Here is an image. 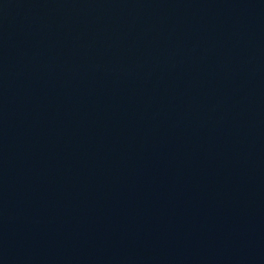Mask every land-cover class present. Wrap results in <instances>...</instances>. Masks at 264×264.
Returning <instances> with one entry per match:
<instances>
[{
	"label": "water",
	"instance_id": "95a60500",
	"mask_svg": "<svg viewBox=\"0 0 264 264\" xmlns=\"http://www.w3.org/2000/svg\"><path fill=\"white\" fill-rule=\"evenodd\" d=\"M0 264H264V0H0Z\"/></svg>",
	"mask_w": 264,
	"mask_h": 264
}]
</instances>
